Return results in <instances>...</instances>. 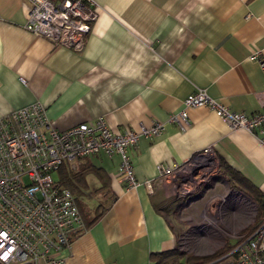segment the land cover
Here are the masks:
<instances>
[{"label": "crops", "instance_id": "crops-1", "mask_svg": "<svg viewBox=\"0 0 264 264\" xmlns=\"http://www.w3.org/2000/svg\"><path fill=\"white\" fill-rule=\"evenodd\" d=\"M95 2L91 31L73 50L24 27L28 0H0V114L39 101L58 130L99 117L114 132L164 121L129 151L136 187L125 186L116 154L79 161L77 170L91 169L79 193L87 212L74 195L79 209L85 222L97 207L102 214L60 253L61 264H150L176 246L163 206L182 176L174 170L203 148L212 146L220 170L264 189V124L231 130L207 106L187 109L185 129L168 121L197 87L233 111L261 109L264 74L250 53L264 48V0Z\"/></svg>", "mask_w": 264, "mask_h": 264}, {"label": "built area", "instance_id": "built-area-1", "mask_svg": "<svg viewBox=\"0 0 264 264\" xmlns=\"http://www.w3.org/2000/svg\"><path fill=\"white\" fill-rule=\"evenodd\" d=\"M24 27L55 45L79 50L97 17L95 0H28ZM250 59L264 74V48L254 49ZM183 107L168 121L185 129L189 107L207 106L231 129L253 132L264 124V90L261 109L252 114L233 111L197 87L183 100ZM156 120L139 130L112 131L102 117L56 129L43 104L34 101L5 115L0 114V264H61L60 253L85 228L72 191L52 172L64 165L76 168L89 155H118V171L125 186L136 187L130 149L140 136L152 137L164 128ZM264 145V139H261ZM218 161L212 146L200 152L174 173L190 165L210 168ZM218 163V162H217ZM164 175L171 173L162 168ZM264 191V189H263ZM229 260L223 262L225 258ZM206 264H264V215L257 225L224 254Z\"/></svg>", "mask_w": 264, "mask_h": 264}, {"label": "rangeland", "instance_id": "rangeland-1", "mask_svg": "<svg viewBox=\"0 0 264 264\" xmlns=\"http://www.w3.org/2000/svg\"><path fill=\"white\" fill-rule=\"evenodd\" d=\"M217 162L205 169L201 165L186 167L164 201L172 226L179 234V238H175L176 244L178 239L179 249L186 254L203 258L218 252L221 254L226 251L224 248L230 247L229 244L248 234L263 216H257L258 209L252 196L222 176ZM66 167V170L77 169L62 166L63 169ZM63 174V171L56 170L52 177L61 181ZM77 197L87 212L88 202L79 194ZM228 260L229 257L223 262Z\"/></svg>", "mask_w": 264, "mask_h": 264}, {"label": "trees", "instance_id": "trees-1", "mask_svg": "<svg viewBox=\"0 0 264 264\" xmlns=\"http://www.w3.org/2000/svg\"><path fill=\"white\" fill-rule=\"evenodd\" d=\"M58 170L64 172V178L60 182L68 187L77 198L78 194L80 193V187H83V177L85 176V173L91 169L65 170L63 168H60ZM92 171L98 173L96 170L92 169ZM221 174L223 177L226 176L228 183H232V185L233 183H235L238 187H240L241 191L253 197V202L257 205L258 217L260 215H264V191H260L250 183H247V180L244 178V176H242L239 172L233 170L229 166L223 167L221 170ZM80 212L82 215L83 211ZM91 213L92 214H90V217L88 219L89 222H85V225L86 223L88 225L89 223H92L94 220H96L102 214V210L100 207H97ZM86 215L88 214L83 213L82 215L84 221H86ZM176 235L179 238V234ZM179 245V240L177 239V244L174 248L152 253L150 264H201L204 261L211 262L215 258L219 257V255L221 256L222 254L226 253L234 244H229L230 247L228 249L224 248L226 251L221 254H218V252L214 255L206 256L204 258L186 254L179 249Z\"/></svg>", "mask_w": 264, "mask_h": 264}]
</instances>
